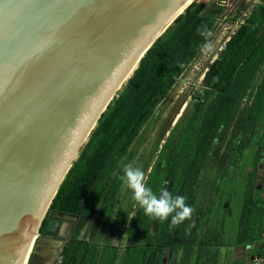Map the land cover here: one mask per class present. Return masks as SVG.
<instances>
[{
	"label": "water",
	"instance_id": "water-1",
	"mask_svg": "<svg viewBox=\"0 0 264 264\" xmlns=\"http://www.w3.org/2000/svg\"><path fill=\"white\" fill-rule=\"evenodd\" d=\"M194 1L0 0V264L51 242L40 228L92 131Z\"/></svg>",
	"mask_w": 264,
	"mask_h": 264
},
{
	"label": "trees",
	"instance_id": "trees-1",
	"mask_svg": "<svg viewBox=\"0 0 264 264\" xmlns=\"http://www.w3.org/2000/svg\"><path fill=\"white\" fill-rule=\"evenodd\" d=\"M223 11V5L196 0L156 40L92 131L60 186L40 233L47 228L52 211H84L87 215L90 209H83L79 202L86 189L95 188L93 206L99 196L115 194L118 188L121 189L126 165L122 162L126 156L134 154L131 148L144 126L152 121L157 106L169 96L176 79L211 39L217 16ZM205 31L211 35H202ZM165 130L169 129L165 127ZM167 141V149L158 160L178 162L173 176L176 194H179L181 184L188 181L195 184L198 177L202 178L208 171L209 162L218 167L227 161V165L234 168L228 175L232 181L237 169L244 177L249 176L243 190L234 242L254 244V252L264 258V196L261 195L264 186L260 190L255 183L259 176L255 169L264 154V0L250 11L208 66L200 92L193 95L191 104L176 121ZM226 144L227 152L224 153ZM247 155L250 160L244 162ZM249 165L254 169L249 171ZM116 168L119 170L117 175L113 174ZM150 180L157 186L163 177L153 173ZM180 195L186 197L187 205H195L194 195L191 197L185 190ZM232 201L227 198V209ZM110 202L107 199L103 204L104 221L112 209L108 206ZM166 221L158 238L168 232ZM207 221L208 217L202 215L201 223L198 222L200 232L184 237L181 243L186 247L197 244L203 249L210 239L201 233ZM223 223L225 219L222 218L221 224L214 225L216 243L222 237ZM70 254L77 260H66L65 249L62 264H91V260H82L88 254L76 244Z\"/></svg>",
	"mask_w": 264,
	"mask_h": 264
},
{
	"label": "flooded vegetation",
	"instance_id": "flooded-vegetation-1",
	"mask_svg": "<svg viewBox=\"0 0 264 264\" xmlns=\"http://www.w3.org/2000/svg\"><path fill=\"white\" fill-rule=\"evenodd\" d=\"M170 134L171 130L161 131L159 138L149 148L147 157L139 162V168L143 170L144 183L157 194L167 190L175 196L185 190L191 197L194 195L196 203L191 207L192 212L189 217L175 225L171 223L170 216L169 221L153 219L145 214L139 202L134 200L125 177L121 189L117 187L115 194L99 196L94 206L92 200L95 188L86 189V192L81 194L79 202L83 209H90L87 215L83 213L84 211H67L63 214L52 211L47 228L39 236V238H50L51 242L38 247L33 264H62L65 259V249H67L66 260H77L70 254L73 244L78 245L83 251L86 250L88 255L82 260H91V264H216L217 260H227L231 252L233 256L230 264H241L244 260L242 250L245 244H237L234 240L226 241L224 223L221 229L222 237L217 243L214 242V225L221 224L222 218L225 219L226 211L229 210L226 208L227 198H232L234 190L239 189L242 184L244 186L243 182L237 183L239 178L244 181V174H240V170L237 172V169L234 172L236 177L232 181L228 175L234 168L228 166L227 161L218 167L212 166L209 162L208 171L204 173L207 179H203V176L198 177L195 184L191 181L183 183L179 194H176L173 176L178 162L158 160L167 149L166 144ZM166 135L168 136L165 138ZM227 146L226 144L224 147V153L227 152ZM134 156L135 153L130 157ZM122 163L128 164L125 161ZM118 171L116 168L113 174L117 175ZM153 173L163 177L162 182L157 186H154L155 183L152 184L150 180ZM190 175L192 172L188 176ZM107 199L112 201L108 204L112 209L107 220L104 221L106 215L104 216L103 204ZM202 215L208 217L201 233L203 237L210 238L209 243L203 246V249L193 243L184 246L181 243L184 237L190 234L194 236L200 232L198 222L201 223ZM165 221L168 223L166 226L168 232L158 238L157 235ZM42 248H50L46 250L48 251L46 257L38 256L43 252Z\"/></svg>",
	"mask_w": 264,
	"mask_h": 264
},
{
	"label": "rangeland",
	"instance_id": "rangeland-1",
	"mask_svg": "<svg viewBox=\"0 0 264 264\" xmlns=\"http://www.w3.org/2000/svg\"><path fill=\"white\" fill-rule=\"evenodd\" d=\"M209 4L217 3L220 0H206ZM260 0H233L225 4L224 11L217 16V22L213 36L205 45L201 53L192 61L187 70L176 79V84L169 96L157 106L152 121L146 124L131 150L136 154L134 157H125L124 161L134 168H139V162L143 161L152 147L155 140L159 138L161 131L166 128L172 130L176 121L180 118L186 108L189 107L193 95L200 92L203 86V77L211 62L216 58L218 52L230 36L236 31L240 23L246 18L250 11ZM237 18L233 21V18ZM168 134V132L166 133ZM168 135L165 136V138ZM250 153V152H249ZM248 153V154H249ZM249 155L244 162H249ZM240 180V181H239ZM243 180L238 179L241 184ZM243 188V184L241 186ZM235 189L232 196V203L225 215V240H234L236 237L238 222L242 208V188ZM218 202V200H217ZM202 205V203H200ZM233 250V249H232ZM232 252L227 256L231 261Z\"/></svg>",
	"mask_w": 264,
	"mask_h": 264
},
{
	"label": "clouds",
	"instance_id": "clouds-1",
	"mask_svg": "<svg viewBox=\"0 0 264 264\" xmlns=\"http://www.w3.org/2000/svg\"><path fill=\"white\" fill-rule=\"evenodd\" d=\"M201 34L205 36L211 35L207 31ZM123 173L128 187L132 190L134 200L139 202L145 214L158 220H166L171 215V223L173 225L181 223L190 216L192 208L185 203L186 197L182 195L173 196L167 190H162L159 194L155 193L151 187L144 183L143 170L134 168L131 164L124 166Z\"/></svg>",
	"mask_w": 264,
	"mask_h": 264
},
{
	"label": "crops",
	"instance_id": "crops-1",
	"mask_svg": "<svg viewBox=\"0 0 264 264\" xmlns=\"http://www.w3.org/2000/svg\"><path fill=\"white\" fill-rule=\"evenodd\" d=\"M252 169L254 168L251 165H249L248 170L250 171ZM255 170L258 171L259 173V176L255 182L256 187L261 190L264 186V154L262 155L261 161ZM248 181H249V176L247 175L243 181L244 186L243 188L241 187L243 190ZM261 195L264 196V190H262ZM244 246L242 250V253H243L242 258L244 260H242L241 264H264V258H262L259 253L254 252L253 250L255 248L254 244H245ZM49 249L50 248H44L45 251ZM230 263L231 261L229 260L228 261L227 260H217L216 264H230Z\"/></svg>",
	"mask_w": 264,
	"mask_h": 264
},
{
	"label": "built area",
	"instance_id": "built-area-1",
	"mask_svg": "<svg viewBox=\"0 0 264 264\" xmlns=\"http://www.w3.org/2000/svg\"><path fill=\"white\" fill-rule=\"evenodd\" d=\"M229 2V0H220L218 3L220 4V5H225V4H227Z\"/></svg>",
	"mask_w": 264,
	"mask_h": 264
},
{
	"label": "bare ground",
	"instance_id": "bare-ground-1",
	"mask_svg": "<svg viewBox=\"0 0 264 264\" xmlns=\"http://www.w3.org/2000/svg\"><path fill=\"white\" fill-rule=\"evenodd\" d=\"M56 242V241H55ZM60 246V245H59ZM45 262V261H44ZM43 263V262H42Z\"/></svg>",
	"mask_w": 264,
	"mask_h": 264
}]
</instances>
